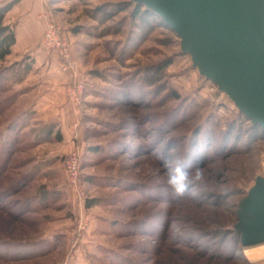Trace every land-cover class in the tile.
I'll list each match as a JSON object with an SVG mask.
<instances>
[{
	"label": "rangeland",
	"instance_id": "obj_1",
	"mask_svg": "<svg viewBox=\"0 0 264 264\" xmlns=\"http://www.w3.org/2000/svg\"><path fill=\"white\" fill-rule=\"evenodd\" d=\"M136 4L30 0L8 15L16 27L19 9L36 10L33 28L50 15L85 91L74 108L42 37L0 62V264H264L228 230L264 177L262 127L201 73L179 31L144 5L133 15ZM73 150L79 192L64 165ZM175 161L201 167L205 187L174 198Z\"/></svg>",
	"mask_w": 264,
	"mask_h": 264
},
{
	"label": "water",
	"instance_id": "obj_2",
	"mask_svg": "<svg viewBox=\"0 0 264 264\" xmlns=\"http://www.w3.org/2000/svg\"><path fill=\"white\" fill-rule=\"evenodd\" d=\"M135 1L157 12L159 10L155 6L159 0ZM249 2H252L251 7L249 4V8L238 11L247 30L244 29L243 38L236 47L235 63L229 65L227 78L217 79L213 62L194 54L201 73L223 89L253 124L264 129V0ZM172 28L177 30L174 26ZM179 32L185 37L183 32ZM230 229L240 234L243 248L264 243V177L259 176L255 185L239 201L236 223Z\"/></svg>",
	"mask_w": 264,
	"mask_h": 264
},
{
	"label": "crops",
	"instance_id": "obj_3",
	"mask_svg": "<svg viewBox=\"0 0 264 264\" xmlns=\"http://www.w3.org/2000/svg\"><path fill=\"white\" fill-rule=\"evenodd\" d=\"M250 0H159L155 2L158 13L163 19L169 21V25L183 32L185 46L196 57L197 53L207 58L214 64V76L217 79L228 77L229 65L235 63L236 47L243 38L246 24L239 16L238 11L251 7ZM30 0H18L5 17V24L15 32L16 43L12 52L23 49L27 51L35 46L37 38L43 36L44 20L40 17L41 10L36 15V23L40 28H33L28 22V17L36 13V10L23 6L19 9L24 22L14 27L8 20L12 10L18 9V5H24ZM2 0H0V4ZM147 7L144 3H141ZM157 12V11H156ZM25 16V17H24ZM33 19V17H32ZM168 23V22H167ZM36 29V30H35ZM200 50H198V49ZM7 56L8 59L11 55ZM196 54V55H197ZM231 67V66H230ZM225 72V73H224Z\"/></svg>",
	"mask_w": 264,
	"mask_h": 264
},
{
	"label": "built area",
	"instance_id": "obj_4",
	"mask_svg": "<svg viewBox=\"0 0 264 264\" xmlns=\"http://www.w3.org/2000/svg\"><path fill=\"white\" fill-rule=\"evenodd\" d=\"M12 1V0H6ZM45 23L42 36V49L53 56L56 64L62 74L67 79L66 94L74 108L79 109L83 101L85 85L78 78L73 61L72 47L65 36L61 26L47 13L40 16ZM78 127L74 129L75 135ZM65 171L70 187L79 192L81 182V154L78 150H73L67 154L65 161Z\"/></svg>",
	"mask_w": 264,
	"mask_h": 264
},
{
	"label": "trees",
	"instance_id": "obj_5",
	"mask_svg": "<svg viewBox=\"0 0 264 264\" xmlns=\"http://www.w3.org/2000/svg\"><path fill=\"white\" fill-rule=\"evenodd\" d=\"M17 1L18 0H12V1H6L5 0V1H3L0 4V62H3L7 58V56H9L11 54L12 48H13V46L16 43V35H15L14 30L9 25H6L4 23V21H5V17L7 15V13L11 10V8L13 7V5L15 3H17ZM142 6L143 5L140 4V3L136 4L135 11H134L133 15L137 16L136 15L138 13L137 11ZM150 13H151L150 10H146L144 12V14H142L143 16L141 18L142 19L145 18L146 15L147 14H150ZM3 73H5V71ZM3 73H2V77H3ZM256 127H260L261 128V126H259V125H256ZM261 129L264 132V129L263 128H261ZM56 135H57V139H59V141H61L60 132H57ZM102 151H103V147L102 146H99V145H91L86 150V152L89 155H100V153ZM3 166L4 165L1 163L0 164V169ZM93 202L94 201L87 202L88 203L87 205L88 206H91V203H93ZM228 230H229V232L231 234L234 235V238H235L236 242L238 244H240V248H239L240 250L239 251L241 252L242 251V245H241V242H240V234L232 231L230 228ZM26 250L29 251V248H27Z\"/></svg>",
	"mask_w": 264,
	"mask_h": 264
},
{
	"label": "clouds",
	"instance_id": "obj_6",
	"mask_svg": "<svg viewBox=\"0 0 264 264\" xmlns=\"http://www.w3.org/2000/svg\"><path fill=\"white\" fill-rule=\"evenodd\" d=\"M166 186L171 190L172 196L183 197L193 186L205 187L206 179L204 170L199 166L185 165L175 161L165 180Z\"/></svg>",
	"mask_w": 264,
	"mask_h": 264
},
{
	"label": "bare ground",
	"instance_id": "obj_7",
	"mask_svg": "<svg viewBox=\"0 0 264 264\" xmlns=\"http://www.w3.org/2000/svg\"><path fill=\"white\" fill-rule=\"evenodd\" d=\"M211 81L213 82V80ZM244 254L251 262L264 261V243L247 247Z\"/></svg>",
	"mask_w": 264,
	"mask_h": 264
}]
</instances>
